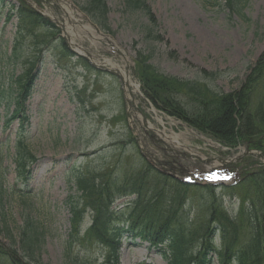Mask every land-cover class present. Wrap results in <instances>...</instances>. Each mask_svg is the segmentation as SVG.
<instances>
[{"label":"rangeland","instance_id":"1","mask_svg":"<svg viewBox=\"0 0 264 264\" xmlns=\"http://www.w3.org/2000/svg\"><path fill=\"white\" fill-rule=\"evenodd\" d=\"M144 3L156 20V33L162 42H144L147 21L140 11L128 9L125 0H101L97 8L89 0L0 3V227L6 225L17 242L19 231L27 222L32 223L40 234L36 246L40 264H72L75 259L78 264H104L112 257L118 264H168L147 244L133 246L123 241L112 254L93 240L81 241L90 226L88 214L77 240L70 249L66 247L70 207L81 199L72 178L74 172L90 177L104 172L121 176L136 173L142 163H148L162 174L211 185L217 197L222 194L219 185L234 180L215 172L246 158L242 156L244 148L228 151L156 111L139 93L133 61L136 51L151 53V65L181 80L204 81L200 70L219 72L216 81L204 83L219 93L236 91L264 53V0H243L241 16L230 14L224 0ZM68 5L73 17H82L79 23L66 21ZM20 6L47 20L53 33L20 24L16 11ZM85 26L96 39L81 30ZM78 54L96 66L122 70L137 92L130 94L116 75L90 68L86 59L80 62ZM28 69L34 77L26 103L29 121L24 142L16 146L20 124L14 121L6 126V115L12 111L7 112L6 102ZM238 155L239 162H233L231 158ZM20 157L29 165L27 184L16 175L15 161ZM261 164L264 166V161ZM211 171L215 172L210 177L198 176ZM201 196L192 193L186 201L185 223L201 210ZM132 200H119L117 209L127 212ZM234 202L224 196V206L231 213L236 208ZM7 242L0 236V248L5 250Z\"/></svg>","mask_w":264,"mask_h":264},{"label":"trees","instance_id":"2","mask_svg":"<svg viewBox=\"0 0 264 264\" xmlns=\"http://www.w3.org/2000/svg\"><path fill=\"white\" fill-rule=\"evenodd\" d=\"M145 1L125 0V4L132 12L138 10L145 17L144 42H162L163 38L156 33V20ZM224 1L230 14L241 16L243 0ZM89 2L97 8L101 0ZM21 6L16 10L20 24L45 28L53 33L45 19ZM11 17L12 14L7 15L6 21ZM167 54L176 58L173 53ZM151 58V53L136 51L132 72L142 97L156 111L191 127L222 147L230 150L245 147L264 156V53L256 59L238 90L227 94L214 91L204 83L216 81L219 72L200 70L198 73L204 81L181 80L159 72L151 65ZM30 70H26L22 80L16 81L17 90L6 102L7 112L12 108L6 115V126L14 121L20 124L16 146L24 142L29 121L26 103L34 83ZM249 160L256 163L251 158L244 159L243 163ZM26 163L23 157L15 161L16 175L22 184H27L30 177ZM239 175L235 185L220 187L222 194L216 197L213 187L179 183L155 171L148 163H142L136 173H122L121 176L104 172L90 177L74 172L72 178L81 199L78 205L70 207L66 247L70 249L77 240L81 223L88 214L90 226L81 241L93 240L109 248L112 254L126 241L133 246L147 244L168 264H264V168L242 169ZM196 192L202 194L203 206L185 223L186 201ZM224 196L235 200L236 208L232 213L224 206ZM129 197L133 200L127 212L124 208L117 209L116 203ZM6 227H0V236L4 235L8 241L5 250L0 248V264H40L36 256L38 229L27 222L16 242ZM72 264H78V259ZM104 264H118V261L112 257Z\"/></svg>","mask_w":264,"mask_h":264},{"label":"bare ground","instance_id":"3","mask_svg":"<svg viewBox=\"0 0 264 264\" xmlns=\"http://www.w3.org/2000/svg\"><path fill=\"white\" fill-rule=\"evenodd\" d=\"M67 8V20L66 21H71L72 23H79L80 19L79 18H82L81 16L77 15L76 17H73L74 15L71 13L70 11V8H69V5L68 6H65ZM81 30L82 31H85L87 32L89 35H91L90 37H93V39H96L91 33H92V29L88 26H85V28L81 27ZM65 33L67 35V38L70 37V33L65 30ZM112 70H114L118 75L119 77H121L122 81H123V85L126 89V91L130 92V94H133L135 92H137V86H134L131 84V81L130 79L128 78V76H125L124 72L122 70H119V69H116L114 68L113 66H110ZM148 129H150V127H147ZM176 143V142H175Z\"/></svg>","mask_w":264,"mask_h":264},{"label":"water","instance_id":"4","mask_svg":"<svg viewBox=\"0 0 264 264\" xmlns=\"http://www.w3.org/2000/svg\"><path fill=\"white\" fill-rule=\"evenodd\" d=\"M92 67H93V68H98L99 70H102V71H104V72H108V73H110V74H114V75H116V77H118L119 80L122 82L121 77H119V75H118L116 72H113V71H111V70L105 69V67H104V68H103V67H96L95 65H94V66L92 65Z\"/></svg>","mask_w":264,"mask_h":264}]
</instances>
